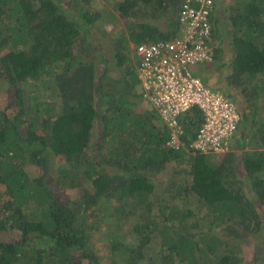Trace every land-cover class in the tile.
<instances>
[{"label":"trees","instance_id":"trees-1","mask_svg":"<svg viewBox=\"0 0 264 264\" xmlns=\"http://www.w3.org/2000/svg\"><path fill=\"white\" fill-rule=\"evenodd\" d=\"M71 1L77 19L54 0H0V92L11 90L0 106V264H244L250 239L252 264H264V0L228 7L227 83L248 98L231 99L240 118L221 160L189 149L197 107L178 118L180 148L166 145L123 43L177 35L182 0H103L128 34L111 47L114 79L107 48L90 41L102 8Z\"/></svg>","mask_w":264,"mask_h":264},{"label":"built area","instance_id":"built-area-1","mask_svg":"<svg viewBox=\"0 0 264 264\" xmlns=\"http://www.w3.org/2000/svg\"><path fill=\"white\" fill-rule=\"evenodd\" d=\"M215 0H182L177 14L178 33L169 38L140 42L134 46L141 97L170 129L166 145L179 149L182 129L178 118L197 107L202 122L189 149L201 154H225L239 122L236 104L212 90L193 67L212 61L210 18Z\"/></svg>","mask_w":264,"mask_h":264},{"label":"rangeland","instance_id":"rangeland-1","mask_svg":"<svg viewBox=\"0 0 264 264\" xmlns=\"http://www.w3.org/2000/svg\"><path fill=\"white\" fill-rule=\"evenodd\" d=\"M57 5H59V8L63 10L67 15L73 16V18L77 19V11L75 8V4H71V0H54ZM238 2V0H216L215 1V9L213 17L216 19V28H217V34L214 40V52L216 46L222 48L221 52H219V60L213 59L212 61L200 63L198 65H195L193 67V72L196 74L200 79L208 84L209 86L213 87V89H216L223 93L228 98L232 99L236 104H246V98H248L247 92H245V95H240L239 91L237 92L232 86H230L227 83V75L230 73L231 69L229 66L230 63V23L228 22V7L232 4H235ZM93 7H95L96 10H100L103 18H98L96 21L97 27L93 29V37L90 38L91 43L94 46V52L99 49V47L107 48L108 50V57L110 58V63L108 64V71L106 72L111 79L117 78L119 75L122 74V71L120 68L115 67L113 64V61L110 57V55L113 54V51L111 49L114 41L120 36L122 33L126 38H128L127 30L125 28L126 21L122 18V16H118L115 13L113 5L110 4V2H104L103 0H94L93 1ZM101 16V17H102ZM109 20L111 23L109 24ZM108 26H110L108 28ZM122 38V37H121ZM128 41V47L131 51L134 52V46L136 45L134 41L131 40H124L123 43H126ZM96 57L97 54L95 53ZM131 57L133 59V55L131 53ZM104 70H107L106 68ZM136 72V71H135ZM137 89L140 90V85L136 86ZM10 89H4L0 92V99L2 102L0 103V106H2L5 102L9 100V94ZM239 94V96H235V94ZM7 95V96H6ZM33 96L34 98L38 99H47L46 95H43L41 92H35V94L30 93V97ZM48 100V99H47ZM248 100V99H247ZM51 101H59L58 99H51ZM240 104V105H242ZM149 105V104H148ZM57 107V105H55ZM150 106V105H149ZM55 107V108H56ZM257 108V107H256ZM243 111L246 108V106L242 107ZM257 115L260 116V120L264 119V100L260 103V106L256 109ZM225 154H216L212 155V157H216L215 159L221 160L222 156ZM172 176V167L166 168L161 170L158 174H156V179H154L155 188L156 190H161L164 188V186L167 185V181ZM191 207L193 206V203L190 204ZM194 207V206H193ZM97 234H95L96 236ZM131 242H135L133 237L129 238ZM253 239H250L246 241L243 245V254H244V264H252L253 263V256H254V248L252 247Z\"/></svg>","mask_w":264,"mask_h":264},{"label":"clouds","instance_id":"clouds-1","mask_svg":"<svg viewBox=\"0 0 264 264\" xmlns=\"http://www.w3.org/2000/svg\"><path fill=\"white\" fill-rule=\"evenodd\" d=\"M215 9V8H214Z\"/></svg>","mask_w":264,"mask_h":264}]
</instances>
